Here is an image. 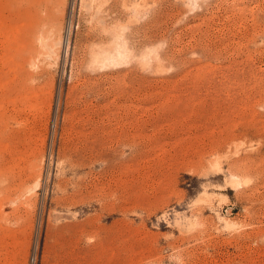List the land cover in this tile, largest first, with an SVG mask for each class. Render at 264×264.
<instances>
[{
	"label": "rangeland",
	"instance_id": "obj_1",
	"mask_svg": "<svg viewBox=\"0 0 264 264\" xmlns=\"http://www.w3.org/2000/svg\"><path fill=\"white\" fill-rule=\"evenodd\" d=\"M0 264H264V0H0Z\"/></svg>",
	"mask_w": 264,
	"mask_h": 264
}]
</instances>
